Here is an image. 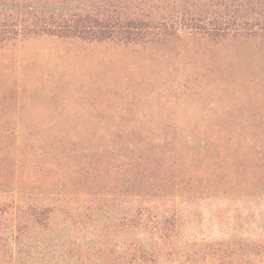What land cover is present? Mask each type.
<instances>
[{"label": "rangeland", "instance_id": "obj_1", "mask_svg": "<svg viewBox=\"0 0 264 264\" xmlns=\"http://www.w3.org/2000/svg\"><path fill=\"white\" fill-rule=\"evenodd\" d=\"M6 151L46 158L40 168L52 176L35 182L54 186L32 196L92 199L101 221L119 215L124 198L136 197L134 206L162 195L176 199L180 239L264 240V30L146 42L41 34L2 44L0 155ZM2 164L0 264H8L11 215L2 210L26 193L11 190L19 179ZM134 173V182L149 174L162 190L126 192ZM174 176L182 195L168 184ZM67 210L57 205L51 214L56 238L90 243L93 216L71 233ZM105 231L108 240L114 227Z\"/></svg>", "mask_w": 264, "mask_h": 264}, {"label": "trees", "instance_id": "obj_2", "mask_svg": "<svg viewBox=\"0 0 264 264\" xmlns=\"http://www.w3.org/2000/svg\"><path fill=\"white\" fill-rule=\"evenodd\" d=\"M253 28L264 30V0H0V45L41 34L87 41L146 42L180 33L218 37ZM64 157L60 159L68 164ZM44 160L40 153L32 152L6 151L0 155L3 170L19 179L11 190L26 193L10 199L7 209L2 210L11 215L8 264H264V240L240 243L180 239L181 216L175 198L141 197L134 206L130 199L136 197L124 198L121 213L102 221L92 210V199L35 198L31 194L54 186L35 182L46 174L52 176L40 168ZM183 171L178 169L177 175L182 177ZM136 174L123 182L126 192L132 187L138 193L162 190L159 182L148 179L149 174L145 177L141 173L139 183L134 182ZM177 177L168 184L182 195V181ZM153 199L157 203L149 201ZM171 199V207L167 208ZM57 205L69 208L65 212L71 223L64 227L71 233L79 231L76 224L86 225L93 216L90 243L81 245L70 237L56 238L60 231L51 227V214ZM109 226L114 232L104 240Z\"/></svg>", "mask_w": 264, "mask_h": 264}]
</instances>
